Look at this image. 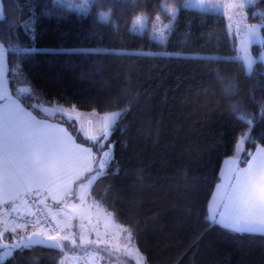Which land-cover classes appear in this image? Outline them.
<instances>
[{"label": "trees", "instance_id": "1", "mask_svg": "<svg viewBox=\"0 0 264 264\" xmlns=\"http://www.w3.org/2000/svg\"><path fill=\"white\" fill-rule=\"evenodd\" d=\"M0 1L11 94L91 149L88 174L100 173L90 192L130 227L146 264H264V233L207 218L221 164L235 154L240 136L250 129L241 164L256 145L264 148V64L247 71L230 57L236 49L222 13L186 7L184 0H92L86 12L55 0ZM164 5L178 7L166 42L130 29L139 13L170 19ZM101 10H109V19L99 18ZM246 14L249 22L263 20L264 0L250 3ZM145 48L222 56L132 51ZM17 67L28 92L18 88ZM56 104L118 111L109 139L91 142L70 121L40 109ZM109 143L112 155L102 169L99 147ZM8 230L0 240L13 241ZM63 262V250L41 245L0 258V264Z\"/></svg>", "mask_w": 264, "mask_h": 264}, {"label": "rangeland", "instance_id": "2", "mask_svg": "<svg viewBox=\"0 0 264 264\" xmlns=\"http://www.w3.org/2000/svg\"><path fill=\"white\" fill-rule=\"evenodd\" d=\"M71 8L86 12L92 0H55ZM254 0H184L183 5L186 7L197 8L205 11L219 12L225 16L228 33L236 52L230 57L241 59L244 62L245 69L250 71L253 65L260 61L264 64V19L261 21L249 22L247 20L246 7ZM165 9L172 15L168 20L162 16L156 15L152 19L147 13H139L132 18L130 29L137 33L147 32L148 35L161 42H166L170 33L173 20L178 12V7L173 5H164ZM2 16V5L0 1V17ZM99 18L102 20L109 19V10H101ZM254 45L258 48L254 49ZM99 49H108L98 47ZM3 49L5 47L3 46ZM133 52L139 53H165L177 55H192L204 57L222 56L218 53L172 51L166 49H135ZM4 61V51H0V75L3 81L1 71ZM7 66V63H6ZM16 78H20L22 84L18 88L22 92H28L29 87L23 83L20 68L14 69ZM4 72V71H3ZM20 72V73H19ZM1 82V79H0ZM2 84L0 83V92ZM40 109L47 115L65 118L77 126L78 131L88 138L91 142L100 140L105 143L110 136V126L118 117V111L99 113L95 110H83L73 106L41 105ZM83 127V128H81ZM240 136L236 146L238 154L243 152L246 138L249 134ZM102 157L109 159L112 155L111 143L107 147H99ZM252 154V153H251ZM250 154V155H251ZM245 164L241 165L245 167ZM99 168H102L99 161ZM100 170H94L84 180H81L77 187H74L73 193L65 196L62 200L52 201L48 208L52 210L54 217L67 228L68 239L73 243L76 249L83 250L94 264H146L143 253L140 251L136 241L133 239L130 227L119 223L113 212L104 207L98 200L93 198L90 190L93 181L99 175ZM234 173L226 172L223 169L219 171V178L214 190L211 193L207 206V218L210 221H216L215 218L220 213V203L223 201L230 189L229 180L233 179ZM259 179L264 181V174ZM261 185L264 187V183ZM72 189V190H73ZM264 201V188L253 190V187H246L241 195L240 201L234 200L229 206L227 215H233L238 218L241 215L250 214L249 222L242 224L244 226L256 219L260 209L257 207L262 201H257L256 194ZM45 200V198H43ZM12 211L21 209L9 205ZM237 216V217H236ZM247 217V215H246ZM4 220V217L0 216ZM230 221V220H228ZM242 220L241 222H243ZM257 226L264 222L256 221ZM7 224V221H6ZM238 224V223H236ZM239 225V224H238ZM251 226H253L251 224ZM11 230L13 241L16 242L23 238H33L37 236H47L37 227H5V232ZM11 252L10 248H4L0 251V258L3 260Z\"/></svg>", "mask_w": 264, "mask_h": 264}, {"label": "crops", "instance_id": "3", "mask_svg": "<svg viewBox=\"0 0 264 264\" xmlns=\"http://www.w3.org/2000/svg\"><path fill=\"white\" fill-rule=\"evenodd\" d=\"M0 51H4L3 81L0 75V206L13 205L27 210L25 194L33 190L42 199L62 200L72 193L74 182L93 169V153L88 146L77 142L63 124L37 117L11 94L6 50L1 44ZM242 157V153L236 152L221 164L220 171H232L234 176L229 180L231 186L220 203L215 222L236 230L264 233V223L261 226L256 223L257 219L264 222V201L258 197L262 194H256L258 199L255 200L262 202L257 206L260 211L255 214L256 219L250 223L241 226L249 222L250 214L241 215L239 219L233 216L239 212L227 215L232 201H240L247 186L253 190L264 188L261 185L264 181L259 179L264 174V148L256 146L245 167L241 166ZM5 227L6 221L0 219V238L5 235ZM70 244L75 248L76 245Z\"/></svg>", "mask_w": 264, "mask_h": 264}, {"label": "built area", "instance_id": "4", "mask_svg": "<svg viewBox=\"0 0 264 264\" xmlns=\"http://www.w3.org/2000/svg\"><path fill=\"white\" fill-rule=\"evenodd\" d=\"M27 199L31 203V211H12L5 207H1V212L7 215L8 222L14 226L21 227H33L37 226L46 234L64 238L66 236L65 229L56 221L46 205L35 197L29 195ZM65 256L69 257L70 254L65 252ZM69 264H94L92 259L85 253H79L76 255L74 263Z\"/></svg>", "mask_w": 264, "mask_h": 264}, {"label": "water", "instance_id": "5", "mask_svg": "<svg viewBox=\"0 0 264 264\" xmlns=\"http://www.w3.org/2000/svg\"><path fill=\"white\" fill-rule=\"evenodd\" d=\"M41 245L45 247H51L60 250L61 245L57 238H46L44 236H35L33 238H23L19 241L13 242L9 240L0 241V250L4 248H11L14 250L20 249L22 246H35Z\"/></svg>", "mask_w": 264, "mask_h": 264}]
</instances>
